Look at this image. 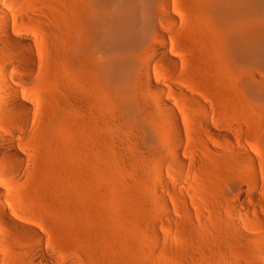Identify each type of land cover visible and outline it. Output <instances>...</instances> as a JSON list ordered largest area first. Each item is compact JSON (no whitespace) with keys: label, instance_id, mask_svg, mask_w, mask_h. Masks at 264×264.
Wrapping results in <instances>:
<instances>
[{"label":"rangeland","instance_id":"rangeland-1","mask_svg":"<svg viewBox=\"0 0 264 264\" xmlns=\"http://www.w3.org/2000/svg\"><path fill=\"white\" fill-rule=\"evenodd\" d=\"M66 1H1L7 11L1 23L26 43L12 50L0 41V185L16 209L10 215L36 226L42 237L0 215V264H37L36 253L20 249L39 243L54 251L57 264H264V69L244 85L217 38L201 29L198 1L167 0L171 11L183 5L185 18L189 14L182 25L166 17L163 27L169 33L176 25L169 34L185 63L153 72L166 90L173 85L163 95L173 101L184 133L171 131L172 120L153 107L159 95L144 87L139 94L154 105L140 131L114 108L100 81V92L89 82L97 105L88 101V83L77 85L82 65ZM52 16L59 19V42ZM4 80L34 105L25 130L23 110L10 103ZM200 106L214 122L226 123L228 136L215 139V123L205 121ZM104 127L115 128L108 142L100 139ZM12 135L26 155L20 173L10 170L12 156L2 141ZM179 144L184 167L171 152ZM148 148L159 152L151 156Z\"/></svg>","mask_w":264,"mask_h":264},{"label":"bare ground","instance_id":"bare-ground-1","mask_svg":"<svg viewBox=\"0 0 264 264\" xmlns=\"http://www.w3.org/2000/svg\"><path fill=\"white\" fill-rule=\"evenodd\" d=\"M1 1L2 0H0V13L6 15L7 11L1 6ZM197 1L195 9L199 8L198 11L196 10L199 13L195 12V14L197 13L199 16L197 15L196 17H201L202 20L204 19L206 21L205 23L203 20L205 24L200 23V26L203 27L201 29L203 31L206 30V34L209 33L214 38H217L220 50L226 54L235 67L240 71L244 85L252 84L257 71H259L260 68L264 69V0ZM166 2L167 0H67L66 19L70 30H73L69 32L70 35L74 33L75 36L73 34V37L74 39L75 37L77 39V43L75 39V46L77 47V50L75 47V52L78 51L77 58L81 61L78 60V63L82 65L81 68L79 66V70L82 69L80 71L82 75L79 74V77L81 76V78L79 79L76 77V79L78 78L80 80L79 82L82 83H77V85L79 86L82 84L83 88V85L86 87V84L88 83L87 89H92H88L91 91L88 92L85 87L84 89L79 88L82 92L87 90L86 92H88V96L82 93L84 96H87L88 99L92 97V94L94 93L97 96V90L94 91V93L93 90L97 89L95 87H98L97 85L99 84H95L100 81V85L103 87L102 89H105L102 90L101 86H99L100 88L98 87V92L101 90L106 92L105 90L107 89L109 95L108 98L113 97L111 99L112 103L114 100L116 104L113 103L114 108L117 109L118 107L120 112L125 116L121 114L119 110L118 112L133 121L138 129H146L148 119L151 115L150 111H152V108L154 107L158 112L172 120L173 127H171V131L176 127L179 133L183 135L184 130L180 124L179 114L176 111L173 101L166 96L169 94L168 90L173 85H170L168 82L167 84H169L170 87L167 85L169 89L166 90V85L164 84L165 81L160 80L153 72L154 66L166 67L167 65L171 69V67L180 66V62L182 61H180V55L178 56L177 52H175V48L173 49V41L171 40L172 34L170 35L169 33H173V29H177H171L172 26H176L175 24H185L184 21L189 19V14L188 17L185 18L187 13L183 5H181L183 7H179L180 9L183 8L178 10L180 13L175 7L173 8L176 12L174 9L171 11L172 6L170 5V7L168 4H164ZM188 10L189 9H187V11ZM177 12L179 13V16L176 15ZM192 13H190V15H192ZM55 14L56 13L54 12V15ZM54 17L55 20L58 19L57 16ZM166 17L169 19L173 18V22H175V24H172V21L170 22L172 24H170L171 27L168 25L169 23H167L170 27L168 30L169 33L167 32L168 34L164 32L165 29L163 28L166 21H169H165ZM53 20H51V24L53 23V27H51L53 29H51V31H55V41H57L56 37L60 41V29L57 33V28L60 25L58 23L59 19L56 23L55 21L52 22ZM8 24L9 23L7 22L1 23L0 21V28L3 34L0 41L3 44H8L13 50L17 48V45L26 43V38L22 36L20 37L18 34L17 36L11 35V31L8 29ZM166 28L168 29V27ZM176 31L177 30H175V32ZM4 37L8 38V40H5ZM26 59L32 62L31 58ZM181 63H185V60ZM174 73L176 74V72ZM170 78V80H172L173 77ZM176 79H178V77ZM84 81L85 84L83 83ZM89 82L92 85H95V87L93 86L95 89L92 88V86H89ZM4 84L11 88V91H9L7 95L10 103L23 110V127L25 130V128L27 129L30 126L34 119V105L32 102L20 97L17 93V89L10 86L8 81L4 80ZM142 87L144 88L142 89ZM139 89H145L146 91L148 90V92L151 91L159 95H157L158 97L155 99L156 102H154L156 107L151 103L152 101H147L148 99L144 98L143 95H140L141 93L139 92ZM142 90L140 91L142 92ZM166 91L168 93L165 94V97L163 94ZM102 94L104 95L103 92ZM83 95L81 96L83 97ZM141 96L146 100H143ZM93 97L92 99H95L96 101L97 98ZM92 99L90 98L88 101L91 103ZM92 102H94V100ZM89 104L87 103V106ZM151 105L154 106L151 107ZM89 106H91V104ZM93 109L95 108L93 107ZM116 109L115 111L117 112ZM72 110L76 114H81L83 108L82 106L73 105ZM200 112L207 123H215L212 132L218 135V137L215 138L216 140H220L218 139L220 137L228 136L225 122L220 119H218V122L211 120V117L203 107L200 109ZM114 129L115 128L112 127H104L101 136L99 135L100 139L107 142L110 141V138L114 136ZM142 140H139V143L134 141V145L139 144L141 146V144L144 143L141 142ZM2 141L5 142V145L7 144L6 147H8L12 156L11 159L13 161L10 165V170H13L15 173L22 172L25 168V153L17 146L13 135L8 140L3 136ZM148 149V151H146V149L144 152L146 151L149 154H152L151 156L156 154V152H159V150L155 148ZM181 151V144L171 148L173 156L179 158L181 166L184 167L187 162L182 158ZM178 180L180 183H184L185 181L181 176L178 177ZM7 197V189L0 185L1 217L12 224H15L17 228L24 232H36L35 235L37 236V239H40L42 235L36 231V226L31 223L19 221L10 215L11 212L16 214V209L14 206L10 207ZM171 236L173 244H179L180 241L178 236L175 233H172ZM20 252L23 255H33V253H36L38 257L35 255L33 256V259L37 264H57L56 254L51 249L45 247L44 244L39 243L29 247H21ZM39 256H41V259ZM65 264L71 263L69 262Z\"/></svg>","mask_w":264,"mask_h":264}]
</instances>
